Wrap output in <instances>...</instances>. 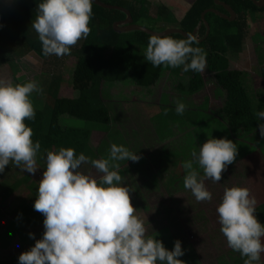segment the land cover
Segmentation results:
<instances>
[{"label":"clouds","instance_id":"1","mask_svg":"<svg viewBox=\"0 0 264 264\" xmlns=\"http://www.w3.org/2000/svg\"><path fill=\"white\" fill-rule=\"evenodd\" d=\"M36 13L32 29L45 56L70 55L71 47L90 34L92 0H44ZM194 43L198 41L191 34L182 40L152 35L145 59L155 67L183 66L185 72H203L207 54L193 47ZM42 91L35 81L13 85L0 79V173L10 162L24 172H37L41 144L33 143V130L25 120L35 119L30 96ZM175 103L176 113L182 115L186 105L179 100ZM255 115L257 121L264 120V111ZM259 131L264 136V123L259 124ZM236 155V144L231 140L209 138L199 154L192 153L203 176L194 169L193 161L185 162L184 187L198 202L211 201L205 180L219 182ZM140 159L115 143L108 157L101 159H90L83 153L77 156L72 148L48 151L34 203V209L45 217V231L42 239L19 256V264H185L179 259L185 254L181 241L176 240L170 251L161 240L146 235L143 220L135 215L130 189L122 186L120 164L115 162ZM85 163L102 174L99 181L90 172L80 171ZM256 203L249 189L232 187L225 188L217 208L220 230L228 246L246 257L244 264H261L264 253V225L254 215ZM29 236L35 239L32 233Z\"/></svg>","mask_w":264,"mask_h":264},{"label":"rangeland","instance_id":"2","mask_svg":"<svg viewBox=\"0 0 264 264\" xmlns=\"http://www.w3.org/2000/svg\"><path fill=\"white\" fill-rule=\"evenodd\" d=\"M161 1L174 3V8L181 12H186L193 3V0ZM260 19H264V14L248 16L249 32L243 53L231 58V70L246 74V84L251 88L258 85L260 77L258 50L263 41L256 28V21ZM141 24L152 27L149 22ZM76 45L71 47V55L75 54ZM145 52L140 51L143 60ZM53 59L54 55L43 61L33 53L27 54L11 65L1 67L0 79L12 84L15 77L20 84L35 81L43 91L33 92L30 100L34 108L41 109L50 74L58 68L53 65ZM68 65L72 68L74 60ZM63 68V94L70 97L71 70ZM179 68L165 67L160 81L150 93L135 90L132 82L108 88L104 98L111 114L109 126L84 124L67 117L61 118V125L72 127L77 124L106 134L99 149L91 148L96 156L94 159L107 158L113 143L123 145L141 157L138 162L125 160L115 163L120 164L122 186L129 187L131 203L139 212L145 213L147 236L161 240L170 251L174 249L176 240L181 241L185 254L179 259L185 264H239L237 252L228 246L220 230L217 208L222 203L225 188L248 189L249 174L253 175L256 186L254 191H250V196L264 187V136L258 130L252 140L246 142L227 129L224 119L219 117L224 94L206 67L202 72L206 84L200 93L193 96L178 93L176 87L181 81ZM177 100L186 105L180 118L175 111ZM195 116L196 121L192 122ZM183 117L189 122L182 120ZM209 138L231 140L236 144L237 155L234 162L226 166L219 182L205 180V187L212 194L211 201L198 202L191 190L184 187L186 170L183 164L193 161L194 169L203 176V169L195 162L192 153L199 154L200 147ZM46 156V153L37 154L38 170L35 174L24 172L11 162L0 173V235L7 240L0 247V261L8 262L15 254L29 251L36 240L43 237L44 224H24L17 214L36 197L46 170ZM87 157L93 159L92 153ZM179 168L184 177L180 178ZM80 171L84 174L90 172L98 181L102 175L88 163L83 164ZM8 185L11 188L7 190ZM30 233L35 235V239L30 238Z\"/></svg>","mask_w":264,"mask_h":264},{"label":"trees","instance_id":"3","mask_svg":"<svg viewBox=\"0 0 264 264\" xmlns=\"http://www.w3.org/2000/svg\"><path fill=\"white\" fill-rule=\"evenodd\" d=\"M100 1L129 10L135 24L141 26L142 22H149L152 27L143 26L156 32L178 28L192 35L200 24L204 12L215 10L227 15L222 7L215 5V0H193L186 12L178 11L174 8V3L161 0ZM42 2L44 0H14L13 6L7 8L0 0V68L11 65L16 59L30 53L43 61L51 58L52 55H43L38 34L32 29L38 4ZM222 3L234 11L236 21L230 23L215 14H208L206 22L210 27V35L205 39L207 29L203 26L197 35V40L202 42L194 43L192 46L202 48L207 54V72L212 75L216 86L224 94L219 117L224 119L227 129L236 133L239 140L248 142L258 132L259 124L264 123V120L257 121L255 115L258 111H264V19L256 21L263 45L258 50L260 77L255 88L246 84V74L231 70V58L243 53L249 32L248 16L264 14V8H257L249 0H223ZM125 19L126 15L121 11L107 10L92 4L89 23L91 31L88 37L77 42L74 55H65L62 58L54 55L53 65L56 64L58 68L50 74L44 92L43 108H34V120H25V124L33 130V143L39 141L41 144L37 154H47L48 151H58L60 148H72L77 156L80 153L85 156L92 153L93 159L96 158L91 148L99 149L106 134L86 129L84 126L78 127L77 124L63 127L61 118L76 119L84 124L97 123L109 126L111 114L104 98L108 88L132 82L135 90L150 93L160 81L165 67L153 66L146 59L143 60L140 53L147 49L151 36L140 31L125 34L115 32V23ZM167 37L175 40L184 39L178 34ZM72 59L74 65L70 68L68 62ZM63 66L71 70L70 97L63 94L65 89ZM178 71L181 78L176 87L178 93L193 96L205 88L206 82L202 72L191 70L185 72L183 66H180ZM16 84L20 83L15 77L13 85ZM183 119L189 122L187 118ZM191 120L195 122L196 116ZM179 172L180 178L184 177L182 169ZM179 172L176 173L178 177ZM253 181V175L249 174L247 176L249 191L256 188ZM10 188V185L6 187L7 190ZM254 197L257 201L254 215L264 225V187ZM35 200L36 197L32 198L17 214V218L24 224H43L45 217L34 209ZM133 207L135 208L134 205ZM136 210L135 215L143 220L146 227L148 221L145 213ZM6 242L7 240L0 235V247ZM261 242L264 244V237L261 238ZM21 254H15L9 262L0 261V264H19ZM237 256L238 263L244 264L246 257H242L239 252ZM261 264H264V253H261Z\"/></svg>","mask_w":264,"mask_h":264},{"label":"water","instance_id":"4","mask_svg":"<svg viewBox=\"0 0 264 264\" xmlns=\"http://www.w3.org/2000/svg\"><path fill=\"white\" fill-rule=\"evenodd\" d=\"M1 1L7 8H11L13 6V3H14V0H1ZM222 1L223 0H215V5L222 7L226 11L227 15L221 14L215 10H209V11L204 12L201 16L200 24L198 25V27L196 28V30L192 34L193 36H195L197 38L198 33L200 32V30L204 26L207 29L205 39H207L209 37L210 27H209L208 23L206 22V16L208 14H215L216 16L220 17L221 19L228 21L230 23H233L236 21L237 17L235 15L234 11L229 6H227L226 4L222 3ZM249 1L252 2L254 4V6H256L259 9L264 8V0H249ZM92 4L97 5L101 8L107 9V10H118V11L125 13L126 19L124 21L117 22L114 25L115 32L119 33V34H125V33L140 31V32L146 33L150 36L159 35L162 37L170 36L173 34H178V35H181L184 39H186L189 35V34L183 32V30L178 29V28H169V29H166L162 32H156V31H153L149 28L135 24L131 12L129 10L123 8V7L109 5V4L101 2L100 0H92ZM201 42L202 41H198V43H201Z\"/></svg>","mask_w":264,"mask_h":264},{"label":"crops","instance_id":"5","mask_svg":"<svg viewBox=\"0 0 264 264\" xmlns=\"http://www.w3.org/2000/svg\"><path fill=\"white\" fill-rule=\"evenodd\" d=\"M28 204H29V203H28ZM20 211H21V210H20ZM20 211H19V212H20ZM32 225H34V224H32ZM2 246H3V245H2ZM22 253H23V252H22ZM11 259H12V258H11ZM4 262H7V261H4ZM8 262H9V261H8Z\"/></svg>","mask_w":264,"mask_h":264}]
</instances>
